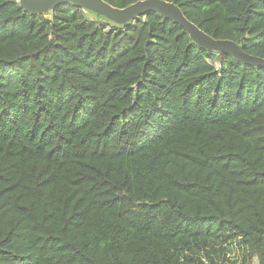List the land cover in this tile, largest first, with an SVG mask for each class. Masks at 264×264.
<instances>
[{
  "label": "trees",
  "instance_id": "16d2710c",
  "mask_svg": "<svg viewBox=\"0 0 264 264\" xmlns=\"http://www.w3.org/2000/svg\"><path fill=\"white\" fill-rule=\"evenodd\" d=\"M168 1L264 58V0ZM89 13L0 0V264H264V67Z\"/></svg>",
  "mask_w": 264,
  "mask_h": 264
},
{
  "label": "water",
  "instance_id": "95a60500",
  "mask_svg": "<svg viewBox=\"0 0 264 264\" xmlns=\"http://www.w3.org/2000/svg\"><path fill=\"white\" fill-rule=\"evenodd\" d=\"M19 3L27 12L34 14L44 13L49 9L54 10L63 3H72L86 12H94L120 25L129 24L150 12H156L180 24L199 47L227 53L241 62L264 67V58L246 52L243 42L212 37L188 19L178 4L168 0H138L123 8L115 7L105 0H19Z\"/></svg>",
  "mask_w": 264,
  "mask_h": 264
},
{
  "label": "rangeland",
  "instance_id": "374dc122",
  "mask_svg": "<svg viewBox=\"0 0 264 264\" xmlns=\"http://www.w3.org/2000/svg\"><path fill=\"white\" fill-rule=\"evenodd\" d=\"M51 12H52V9H49L46 12H44V14L50 16ZM89 16L92 17V18H96L97 20H104L103 17H100L97 14L96 15L95 14L93 15V13H89ZM237 255H238V252L236 250H233V251L229 252L227 254L224 262H222V264H229L232 261V259H234V258L237 257ZM256 262H257V259H255L254 264Z\"/></svg>",
  "mask_w": 264,
  "mask_h": 264
}]
</instances>
